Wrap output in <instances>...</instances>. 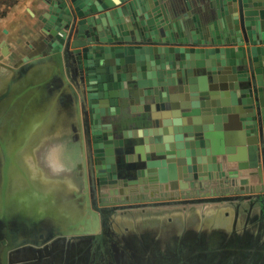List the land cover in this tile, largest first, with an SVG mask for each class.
Returning <instances> with one entry per match:
<instances>
[{
  "label": "water",
  "instance_id": "1",
  "mask_svg": "<svg viewBox=\"0 0 264 264\" xmlns=\"http://www.w3.org/2000/svg\"><path fill=\"white\" fill-rule=\"evenodd\" d=\"M199 5L201 12L194 15L187 0H54L50 20L44 19L49 30L44 56L55 55L21 68L24 72L51 61L61 67L65 60L70 76L86 83L90 106L103 87L96 83L94 90L96 69L104 71L99 79L109 80L108 92L98 97L118 114L123 105L129 113L115 122L121 132L115 146L102 152L112 155L115 147H123L125 170L139 164L143 176L152 175L149 181L146 177V191L169 189L171 182L188 178L187 171L197 172L188 179L190 187H203L202 181L234 174L226 170L233 161L240 170L264 173V0ZM219 22L223 29H216ZM91 118L102 122L98 113ZM105 126L114 128L111 121ZM0 145L6 156L5 193L9 159L6 146ZM225 155L230 156L223 159ZM224 198L183 196L128 206ZM82 224L90 232L91 224ZM93 225L97 229L98 223ZM28 242L10 245L2 239L3 263L9 250Z\"/></svg>",
  "mask_w": 264,
  "mask_h": 264
},
{
  "label": "crops",
  "instance_id": "2",
  "mask_svg": "<svg viewBox=\"0 0 264 264\" xmlns=\"http://www.w3.org/2000/svg\"><path fill=\"white\" fill-rule=\"evenodd\" d=\"M187 1L192 5L194 15L201 12L199 4L210 2ZM52 2L54 0H0V97L4 96L0 99V141L6 146L9 159V181L4 193L3 167L6 156L0 146V232L13 238L15 243L24 241L28 232L40 233L41 229L48 228L50 217H68L67 222L70 218L75 219L74 199L61 179L67 181V176L70 177L72 173L73 164L79 156L78 142L63 144L64 138L60 142L58 137L48 139L45 135L49 132L46 128L58 124L57 121L53 123V119L47 121L53 108L58 107L61 112L66 110L69 105L66 100L70 97L75 98L74 105L81 107L86 101L88 88L86 83H78L70 76L65 60L61 67L51 61L39 63L24 72L21 70L25 64L43 57L49 47L46 43L49 30L44 27V19L51 18L49 7ZM106 19L110 20V17ZM223 28V22L216 25V29ZM53 55L48 53L44 57L51 58ZM105 74L96 69L94 81L91 82L107 86L109 80L99 79ZM140 106L137 103V109ZM124 108L129 110L126 105H123ZM35 120L41 122L40 127L45 125L44 133L34 134ZM60 146L68 148L61 155L58 150ZM230 155L223 156V159ZM48 158L55 163H45L44 160ZM226 170L235 172L202 181L203 187L199 188L190 187V180L171 182L172 188L152 192L145 198H182L186 191L182 192L181 189L186 188L189 193L198 192L205 197H225L222 200L145 206L131 208L128 212L137 213L143 218L154 217L151 223L161 231L189 228L212 232L219 229L225 234L264 235V218L260 217L262 207L259 203L252 204L250 199L254 196V188L264 186L261 172L257 169L240 170L235 161ZM61 172L63 174L60 175ZM62 221L56 220V224L62 226ZM5 225L7 228L1 231ZM23 227H26L25 231L21 229ZM1 251L0 247V254Z\"/></svg>",
  "mask_w": 264,
  "mask_h": 264
},
{
  "label": "flooded vegetation",
  "instance_id": "3",
  "mask_svg": "<svg viewBox=\"0 0 264 264\" xmlns=\"http://www.w3.org/2000/svg\"><path fill=\"white\" fill-rule=\"evenodd\" d=\"M71 77L78 79L72 74ZM93 87L94 90L98 89L96 85ZM98 90L91 106L88 94L81 107L74 105L75 98L70 97L66 100L69 104L67 109L61 112L58 107H54L50 113L52 116L49 115L47 120L53 119V123L57 121L59 125L53 124L46 129L59 128L62 130L60 138H70L71 144L78 142L79 156L73 164L70 177L67 176L69 181H62L74 199L75 219L70 218L67 222L68 217H50L48 228L41 229L40 233L28 232L24 239L28 243L8 251L6 264H264L261 235L225 234L219 229L212 232L189 228L161 231L152 224L154 217L143 218L137 213L128 212L131 208L159 206H128L156 200H145L152 193L151 190L146 191L145 180L148 177L149 181L152 175L146 173L147 176H143L139 172L143 171L139 164L138 169L125 170L123 147H115L112 155L102 152L104 147L115 146L114 141L121 133L116 131L115 122L122 114H128L129 110L122 107L121 114H118L116 108L99 98L100 92L107 94V88L103 86ZM97 113L101 115V123L91 118L92 114ZM110 121L114 125L111 131L105 126ZM40 124L35 120L33 131H45V125L40 127ZM128 144L130 142L125 140L124 147L129 148ZM155 158L152 156V159ZM196 173L187 171L188 178L184 180L188 181ZM261 178L264 181L262 172ZM254 190V196H250V199L252 204L261 205L260 217L264 218V186ZM181 191H186L183 192L185 198L205 197L198 192L189 193L186 188ZM3 217L6 219V216ZM56 220L62 221V226L56 224ZM79 221L77 227L75 223ZM83 221L86 225L91 224L90 232H85L87 229ZM95 223H98L97 229L94 228ZM6 228L5 225L1 231ZM2 239L10 245L15 243L13 238L0 232V264H4ZM33 241L42 242L37 245Z\"/></svg>",
  "mask_w": 264,
  "mask_h": 264
},
{
  "label": "rangeland",
  "instance_id": "4",
  "mask_svg": "<svg viewBox=\"0 0 264 264\" xmlns=\"http://www.w3.org/2000/svg\"><path fill=\"white\" fill-rule=\"evenodd\" d=\"M43 104V103H42ZM38 108V107H37ZM36 107L34 108V109H37ZM28 114H30V112L28 113ZM33 114H34V112H33ZM35 115V114H34ZM24 118V117H23ZM60 120H62V119H60ZM56 129H54V130H52V129H50V130H48L49 132L45 135L46 137H49L48 139H53L54 137H58V139L57 140H59L60 142H62L63 141V139L62 138H60L59 136L62 134V130L61 129H59L58 128V131L56 130ZM35 132V131H34ZM39 132H44V131H38L36 134H38ZM70 141V138H64V141H63V144L64 143H66V142H69ZM71 143V142H70ZM64 149H68L67 147L65 148V146H60L59 147V154L61 155V154H63V151H64ZM44 162L45 163H47V164H49V165H51L52 164V162H53V164L55 163L53 160H51V158H48V159H46V160H44ZM48 165V166H49ZM50 168H51V166H49ZM72 171V170H71ZM61 174H63V172H61L60 173V175ZM0 176H1V172H0ZM61 177V176H60ZM3 182H4V167H3ZM61 182H62V179H61ZM141 236H143V235H141ZM261 240L264 242V235H261Z\"/></svg>",
  "mask_w": 264,
  "mask_h": 264
},
{
  "label": "trees",
  "instance_id": "5",
  "mask_svg": "<svg viewBox=\"0 0 264 264\" xmlns=\"http://www.w3.org/2000/svg\"><path fill=\"white\" fill-rule=\"evenodd\" d=\"M14 2V1H13Z\"/></svg>",
  "mask_w": 264,
  "mask_h": 264
}]
</instances>
